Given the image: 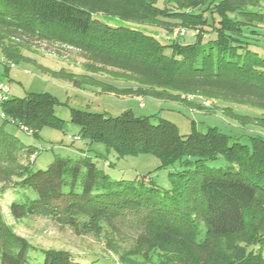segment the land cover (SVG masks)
I'll use <instances>...</instances> for the list:
<instances>
[{"label":"trees","instance_id":"16d2710c","mask_svg":"<svg viewBox=\"0 0 264 264\" xmlns=\"http://www.w3.org/2000/svg\"><path fill=\"white\" fill-rule=\"evenodd\" d=\"M262 4L264 0H0V52L17 63L26 59L22 50L33 44H67L102 64L138 74L134 85L105 82L116 94L221 101L229 105L220 111L241 126L264 130V117L230 106L264 109V53L255 48L264 38ZM99 15L159 28L164 36ZM184 29L195 31L191 40L180 39ZM181 30L182 35L173 34ZM48 72L74 87L88 84L62 69ZM54 105L46 92L9 95L0 103L7 116L0 121V164L13 168V187L22 190L9 204L13 217L77 213L97 225L105 221L109 228L138 229L124 251V259L135 264H264V135L254 133L248 143L231 140L216 127L182 135L172 122L160 118L153 123L130 109L111 116L73 108L70 120L82 139L101 143L118 157L155 155L157 169L170 168V187L146 177L111 180L93 159L103 157L99 152L56 156L46 168L33 169V147L18 143L4 125L29 128L38 136L44 126H61ZM22 156L28 162L19 163ZM219 156L224 166L207 165ZM0 264L81 263L65 250L35 249L0 219Z\"/></svg>","mask_w":264,"mask_h":264},{"label":"rangeland","instance_id":"374dc122","mask_svg":"<svg viewBox=\"0 0 264 264\" xmlns=\"http://www.w3.org/2000/svg\"><path fill=\"white\" fill-rule=\"evenodd\" d=\"M262 6L264 7V4ZM98 17L111 23L137 28L160 39L164 36V32L159 28L128 24L117 18L102 15ZM184 30V37L180 36V39L191 40L195 31ZM258 43L260 45L255 48L264 53V38ZM22 53L26 59H20L16 63L7 61L0 52V83L9 87V95L12 97L23 98L30 93L42 92L51 94L55 99L54 113L62 120L60 127H42L38 136H33L29 128L25 131L15 124L4 125L18 143L33 147L34 156L29 158L33 169L46 168L56 156L93 157L95 152H99L103 157L93 159L111 180L146 177L162 188L170 187V168L157 169L160 161L155 155L145 153L118 157L113 151L106 152L103 144L89 143L82 139L79 126L70 120V110L73 108L106 112L111 116L130 109L135 116H150L153 123H157L160 118L166 119L172 122L182 135L193 129L204 132L208 127H216L220 132L229 135L231 140L242 143H248L249 136L254 133L264 135L263 129L255 125L241 126L221 112L220 108L229 105L221 101L204 100L193 95H189V102H184L182 99L156 98L149 95L116 94L106 89L105 82L121 87L134 85L138 74L102 64L76 47L41 41L33 44L30 49L22 50ZM48 69H62L63 72L73 73L77 79L87 81L88 84L74 87L70 81L51 75ZM81 74L93 75L94 79L79 77ZM230 106L241 114L264 117L262 108L239 104ZM18 161L24 164L28 159L22 156ZM225 164L222 156L207 162L208 166ZM12 172L13 168L9 169L5 164H0V219L14 234L25 238L37 250H65L81 264L138 263H130L124 259V251L132 245L134 237L140 232L138 229L126 228L120 224L118 228H109L105 221L97 225L96 222L92 223L93 220H89L88 216L77 213L62 216L27 214L21 218L13 217L9 204L22 196V190L13 187L16 177L11 175ZM246 233L247 231L244 235ZM32 256L37 258L35 253ZM38 259L41 260L42 255H39Z\"/></svg>","mask_w":264,"mask_h":264},{"label":"built area","instance_id":"2783aa9c","mask_svg":"<svg viewBox=\"0 0 264 264\" xmlns=\"http://www.w3.org/2000/svg\"><path fill=\"white\" fill-rule=\"evenodd\" d=\"M175 35H182L183 34V30L181 31H175L174 32ZM9 96V87L7 85H4L2 83H0V103L2 101H4L5 99H7V97ZM7 116L5 115V112L1 109L0 106V121L5 119ZM11 122L12 119H9Z\"/></svg>","mask_w":264,"mask_h":264},{"label":"crops","instance_id":"0c3cea01","mask_svg":"<svg viewBox=\"0 0 264 264\" xmlns=\"http://www.w3.org/2000/svg\"><path fill=\"white\" fill-rule=\"evenodd\" d=\"M115 24V23H114Z\"/></svg>","mask_w":264,"mask_h":264}]
</instances>
